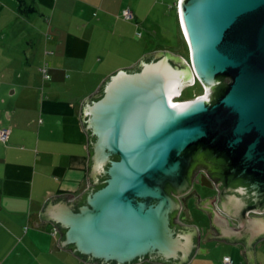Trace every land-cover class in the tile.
Returning a JSON list of instances; mask_svg holds the SVG:
<instances>
[{"label": "water", "instance_id": "1", "mask_svg": "<svg viewBox=\"0 0 264 264\" xmlns=\"http://www.w3.org/2000/svg\"><path fill=\"white\" fill-rule=\"evenodd\" d=\"M186 57L166 47L119 65L79 100L86 185L49 193L40 219L87 261L181 264L197 242L186 197L204 208L201 239L264 238V0H176ZM202 90L172 100L193 80ZM213 193L191 186L197 168ZM202 171V172H203Z\"/></svg>", "mask_w": 264, "mask_h": 264}, {"label": "crops", "instance_id": "2", "mask_svg": "<svg viewBox=\"0 0 264 264\" xmlns=\"http://www.w3.org/2000/svg\"><path fill=\"white\" fill-rule=\"evenodd\" d=\"M152 2L0 0V127L8 128L0 140V264H101L69 248H52L58 230L39 218L38 208L49 193L71 192V198L87 184L77 115L81 97L111 69L166 47L139 41L138 25L152 27L156 20L149 13ZM122 6L130 17L119 15ZM175 20L179 29L176 13ZM193 218L182 220L196 223L198 238L181 264H221L224 254L229 264H246L239 250L244 245L201 239L208 219L204 208ZM252 252L254 262L264 264V238L252 243Z\"/></svg>", "mask_w": 264, "mask_h": 264}, {"label": "rangeland", "instance_id": "3", "mask_svg": "<svg viewBox=\"0 0 264 264\" xmlns=\"http://www.w3.org/2000/svg\"><path fill=\"white\" fill-rule=\"evenodd\" d=\"M170 1L172 0H153V8L149 13H151L156 20H153L154 25L152 27L148 26L151 22L138 25L141 34L139 36V41L145 39L149 46H166L173 48L186 57L187 51L184 40L175 20V5L170 4ZM168 3L169 5L167 6ZM116 56H119V54L117 53ZM201 90V85L192 81L183 85L179 89L178 94L172 95V98L174 100L177 98L188 97L199 93Z\"/></svg>", "mask_w": 264, "mask_h": 264}, {"label": "flooded vegetation", "instance_id": "4", "mask_svg": "<svg viewBox=\"0 0 264 264\" xmlns=\"http://www.w3.org/2000/svg\"><path fill=\"white\" fill-rule=\"evenodd\" d=\"M195 80H193L194 82ZM201 170L200 167L197 168V170H195L194 174H193V179H192V183L191 186L195 187L196 190L199 193V196L202 194H209V193H213L214 189L212 187H209L208 185L214 184L213 181L211 180V178L205 173V171ZM196 200V196L195 195H190L188 197H186V203L189 207L190 210V216L191 218H188V220H193L194 218V214L195 212H197L199 210V207H195L194 206V202ZM183 212L181 211V208L178 211L177 214V219H187L184 217H181L180 215H182ZM198 221V220H197ZM196 221V222H197ZM196 224V223H195ZM199 228V226H198Z\"/></svg>", "mask_w": 264, "mask_h": 264}, {"label": "built area", "instance_id": "5", "mask_svg": "<svg viewBox=\"0 0 264 264\" xmlns=\"http://www.w3.org/2000/svg\"><path fill=\"white\" fill-rule=\"evenodd\" d=\"M172 3L176 4V2L174 1ZM120 14L122 15V17L126 18L131 15V12L127 6H123L120 9ZM136 32L139 33V31ZM7 133H8L7 127H0V140H5ZM229 262H230V258L228 255L224 254L221 256V264H229Z\"/></svg>", "mask_w": 264, "mask_h": 264}, {"label": "trees", "instance_id": "6", "mask_svg": "<svg viewBox=\"0 0 264 264\" xmlns=\"http://www.w3.org/2000/svg\"><path fill=\"white\" fill-rule=\"evenodd\" d=\"M174 1V0H173ZM123 7V6H122ZM120 9H121V7H120ZM119 15L122 17V15L120 14V10H119ZM130 17V16H129ZM124 18V17H123ZM126 18H128V17H126ZM195 80V79H194ZM194 82H196V83H198V81L197 80H195ZM147 260H150V259H147ZM153 261H155V260H153Z\"/></svg>", "mask_w": 264, "mask_h": 264}, {"label": "clouds", "instance_id": "7", "mask_svg": "<svg viewBox=\"0 0 264 264\" xmlns=\"http://www.w3.org/2000/svg\"><path fill=\"white\" fill-rule=\"evenodd\" d=\"M174 2H176V0H174ZM173 4V3H172ZM173 5H175V4H173ZM174 9H175V13H176V8H175V6H174ZM177 17V16H176ZM179 26V25H178ZM180 30V29H179ZM181 32V31H180ZM182 35V34H181ZM185 44V43H184Z\"/></svg>", "mask_w": 264, "mask_h": 264}, {"label": "bare ground", "instance_id": "8", "mask_svg": "<svg viewBox=\"0 0 264 264\" xmlns=\"http://www.w3.org/2000/svg\"><path fill=\"white\" fill-rule=\"evenodd\" d=\"M172 100H173V98H172Z\"/></svg>", "mask_w": 264, "mask_h": 264}]
</instances>
